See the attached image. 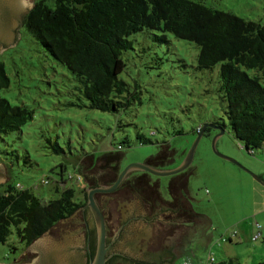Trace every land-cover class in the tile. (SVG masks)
Returning <instances> with one entry per match:
<instances>
[{"label":"rangeland","instance_id":"rangeland-1","mask_svg":"<svg viewBox=\"0 0 264 264\" xmlns=\"http://www.w3.org/2000/svg\"><path fill=\"white\" fill-rule=\"evenodd\" d=\"M196 1L264 24V0ZM151 37L148 30L135 33L131 36L132 47L122 54L125 67L119 76L138 99L134 98L123 110L109 113L70 104L80 102L73 76L27 34L19 20L17 40L0 52L9 79L0 95L12 105L31 110L32 118L19 132L5 135V145L0 144L1 149L14 150L7 159L0 155V163L8 174L0 182V189L10 183L16 188H28L41 201H47L56 198L61 189L72 187L81 198L85 184L73 165L91 164L81 158L83 152L97 156L127 139L118 151L122 154L119 167L154 154L156 142L163 139L186 151L198 133L196 127L216 119L223 122V128L200 136L192 160L184 169L189 173L186 189L193 211L210 221L205 230L212 238L201 253L176 257L172 264L182 260L188 264H209L211 260L264 263V143L250 154L232 137L224 102L217 91L218 64L198 70L194 43L169 36L168 43L157 44ZM176 131L180 133L175 135ZM215 133L216 151L234 159L239 166L211 150ZM136 134L147 141L138 143ZM53 142L62 148L61 153L51 150L49 145ZM58 163L64 166L63 181L57 174ZM100 163L101 160L96 164ZM67 174L70 177L65 180ZM170 176L151 175L164 198ZM43 178L45 183L40 181ZM28 246H20L15 235L10 234L0 243V262L12 264Z\"/></svg>","mask_w":264,"mask_h":264},{"label":"trees","instance_id":"trees-1","mask_svg":"<svg viewBox=\"0 0 264 264\" xmlns=\"http://www.w3.org/2000/svg\"><path fill=\"white\" fill-rule=\"evenodd\" d=\"M48 1L35 0L21 17V23L27 34L73 76L80 102H71V105L115 113L128 107L134 98L138 99L119 76L125 67L122 54L132 47V35L148 30L157 44L168 43L169 36L194 43L197 47L195 68L198 70L218 64L217 91L224 102V114L232 137L250 154L263 145L264 24L212 9L196 0ZM157 61L160 63L158 58ZM246 69L253 72L248 74ZM8 84L0 61V90ZM31 118V110L12 105L0 95V144L5 145L4 136L19 132ZM205 123L221 128L224 125L216 119ZM200 128L197 126L196 131ZM210 130L215 131L206 126L202 134H209ZM135 137L138 143L147 141L140 134ZM123 143L126 144L127 139L111 151H103L97 156L83 152L81 158H87L91 164L101 160L102 169L110 166L117 174L123 167L121 164L118 167L122 159L118 151ZM156 145L157 151L143 159L156 168L176 165L185 152L164 139ZM49 146L54 153L63 151L56 142ZM12 152L14 150L0 148V155L5 159ZM56 167L63 181L64 166L58 163ZM77 168L73 165V170ZM67 176L65 180L70 177ZM82 181L85 188H81V198L75 195L74 188L66 187L56 198L47 201H41L28 188H16L10 183L3 185L0 189V243L14 234L20 246H27L59 220L81 209L87 188L83 178ZM145 182L148 188L152 187L147 180ZM159 187L155 185L156 197L165 200ZM11 249L15 250V247ZM209 264L237 263L211 260Z\"/></svg>","mask_w":264,"mask_h":264},{"label":"water","instance_id":"water-1","mask_svg":"<svg viewBox=\"0 0 264 264\" xmlns=\"http://www.w3.org/2000/svg\"><path fill=\"white\" fill-rule=\"evenodd\" d=\"M32 4L33 0H0V52L15 43L18 22ZM206 126L221 129L204 123L181 160L171 167L128 162L115 177L107 169L102 170L103 164H79L80 176L87 183L83 207L33 240L12 264H170L180 255L201 253L212 238L210 233L203 235L210 221L192 213L178 192L182 190L186 195L184 183L189 173L168 181L172 206L159 202L155 185L148 188L143 176L129 180L127 174L145 171L153 176H168L183 171ZM217 135L211 139V150L239 166L234 159L216 151ZM7 177L0 163V182Z\"/></svg>","mask_w":264,"mask_h":264},{"label":"flooded vegetation","instance_id":"flooded-vegetation-1","mask_svg":"<svg viewBox=\"0 0 264 264\" xmlns=\"http://www.w3.org/2000/svg\"><path fill=\"white\" fill-rule=\"evenodd\" d=\"M140 162H144L143 160L142 161H140ZM145 163V162H144ZM118 164H119V162H118ZM105 169H107L112 175H114L115 177H116V175L117 174H115V172H114V169H112V167H110V166H108V167H105V168H103L102 170H105ZM145 172V171H144ZM185 172V170H183V171H181L176 177H174V178H177V177H179L180 175H182L183 173ZM118 173V172H117ZM140 176H143L144 177V179L145 180H147V182H149V185L150 186H152L153 184L154 185H158V182H156V180H155V178L154 177H151V175H148V174H142V172L141 171H131V172H129L128 174H127V178L129 179V180H135V179H137L138 177H140ZM171 179H173V178H171ZM171 179H168L167 180V183H166V189H167V184H168V181H170ZM187 181V177L185 178V182ZM184 188H185V183H184ZM185 191H186V188H185ZM179 192V195H180V197L187 203V205H188V207H189V209L191 210V212L192 213H194V214H198V213H196V212H194L193 211V208H192V205H191V202H190V199L187 197L188 196V193L186 192V195L183 193V191L182 190H179L178 191ZM158 200H159V202L160 203H162L163 205H166V206H172V199L170 198V196L167 194V197H166V199L165 200H161V199H159L158 198ZM83 207V206H82ZM199 215V214H198ZM66 218H68V217H66ZM66 218H64V219H66ZM64 219H62V220H64ZM206 234H208V233H206V230H204L203 231V235H206ZM210 241V239L207 241V242H209ZM29 245V244H28ZM27 245V246H28ZM191 253V252H190ZM190 253H188V254H190ZM187 254V255H188ZM180 256H182V255H180ZM179 257V256H178ZM174 260L175 259H173L171 262H170V264L171 263H173L174 262Z\"/></svg>","mask_w":264,"mask_h":264},{"label":"built area","instance_id":"built-area-1","mask_svg":"<svg viewBox=\"0 0 264 264\" xmlns=\"http://www.w3.org/2000/svg\"><path fill=\"white\" fill-rule=\"evenodd\" d=\"M40 181L43 182V183H45L46 182V179H41ZM254 237H256V235ZM180 264H188V263L186 262V260H182L180 262Z\"/></svg>","mask_w":264,"mask_h":264},{"label":"crops","instance_id":"crops-1","mask_svg":"<svg viewBox=\"0 0 264 264\" xmlns=\"http://www.w3.org/2000/svg\"><path fill=\"white\" fill-rule=\"evenodd\" d=\"M174 177H176V176H171L169 179H171V178H174ZM186 192H187V189H186ZM188 193V192H187ZM190 255H192V253H190ZM172 264V263H171Z\"/></svg>","mask_w":264,"mask_h":264}]
</instances>
